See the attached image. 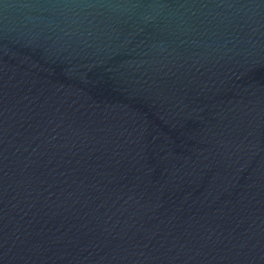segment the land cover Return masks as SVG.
<instances>
[{
  "label": "water",
  "instance_id": "water-1",
  "mask_svg": "<svg viewBox=\"0 0 264 264\" xmlns=\"http://www.w3.org/2000/svg\"><path fill=\"white\" fill-rule=\"evenodd\" d=\"M0 264H264V0H0Z\"/></svg>",
  "mask_w": 264,
  "mask_h": 264
}]
</instances>
